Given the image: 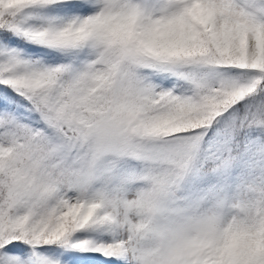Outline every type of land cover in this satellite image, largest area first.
<instances>
[{
	"label": "snow or ice",
	"instance_id": "snow-or-ice-1",
	"mask_svg": "<svg viewBox=\"0 0 264 264\" xmlns=\"http://www.w3.org/2000/svg\"><path fill=\"white\" fill-rule=\"evenodd\" d=\"M0 264H264V0H0Z\"/></svg>",
	"mask_w": 264,
	"mask_h": 264
}]
</instances>
